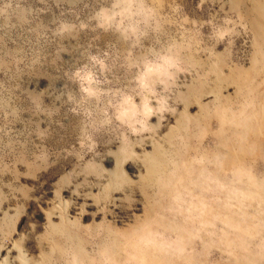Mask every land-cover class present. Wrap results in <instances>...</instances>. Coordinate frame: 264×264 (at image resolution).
I'll return each mask as SVG.
<instances>
[{"label": "rangeland", "instance_id": "374dc122", "mask_svg": "<svg viewBox=\"0 0 264 264\" xmlns=\"http://www.w3.org/2000/svg\"><path fill=\"white\" fill-rule=\"evenodd\" d=\"M0 264H264V0H0Z\"/></svg>", "mask_w": 264, "mask_h": 264}]
</instances>
